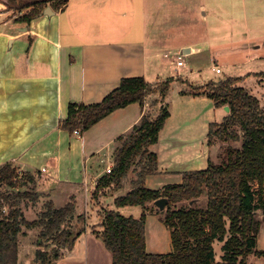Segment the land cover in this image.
<instances>
[{
  "label": "crops",
  "instance_id": "0c3cea01",
  "mask_svg": "<svg viewBox=\"0 0 264 264\" xmlns=\"http://www.w3.org/2000/svg\"><path fill=\"white\" fill-rule=\"evenodd\" d=\"M182 1L187 8H195L197 3L205 8L202 0ZM53 10L52 15L43 13L31 23L11 17L1 19L9 11L0 12V165L12 162L20 173H37L35 190L42 197L51 199L57 207L74 202L77 214L88 212L86 231L77 240L83 235L87 240H101L88 223L90 211L100 217L96 205L90 203V194L108 173V167H113L115 150L121 144L119 138L139 124L149 109L151 95L144 108L139 103L129 104L80 133H71L61 126L69 105L101 101L120 86L123 77L143 75L156 82L150 79V66L145 64L150 61L156 67L153 60L162 50L167 56L174 49H182L186 54H205L209 49L191 43L173 49L163 45L172 38L165 37V17L168 22L172 20L171 29L178 19L184 20L179 14V0H69L62 10ZM204 14L207 16V12ZM258 33L262 34V30ZM246 37L249 38L248 32ZM245 42L247 47L260 49L254 59L264 68V39ZM250 72L260 75L264 69ZM189 73L187 69L185 75L190 76ZM243 76V82L250 77L248 73ZM178 100L174 108L186 114L203 106L206 114L218 116L220 122L229 113L224 107L217 108L215 101L206 96L180 94ZM173 110L159 134V142L153 146L163 141ZM207 122L210 125L213 121ZM192 131L180 126L169 132L176 139V146L162 147L159 174L153 178L169 176L180 182L183 172L194 171L202 161L208 163L203 145L190 150L192 155H176L184 149V144L179 145L186 143L182 137L195 140ZM124 194L110 197L108 210L113 208L114 199ZM98 221L102 224V220Z\"/></svg>",
  "mask_w": 264,
  "mask_h": 264
},
{
  "label": "trees",
  "instance_id": "16d2710c",
  "mask_svg": "<svg viewBox=\"0 0 264 264\" xmlns=\"http://www.w3.org/2000/svg\"><path fill=\"white\" fill-rule=\"evenodd\" d=\"M0 2L9 9L26 10L18 20L31 23L48 6L62 10L69 0ZM244 78L226 76L205 86H194L192 91L181 90L183 95L211 98L217 108L229 105L230 111L222 122H211L207 133L210 146L216 140L227 144L222 160L215 163L209 159L206 169L183 172L180 182L160 189L146 185L148 176L159 173L158 154L151 147L159 142L171 114L167 106L162 105L156 116L144 112L140 123L119 138L114 165L99 179L95 194L109 188L123 189L124 179L139 166L131 188L117 196L114 204L142 206L143 212L135 217L114 208L104 210L102 229L93 228L112 253L113 264H249L251 254L264 258V249H257L264 217V107L249 89L238 85ZM175 79L179 77L153 83L143 75L123 77L120 86L99 102H72L61 126L71 133L87 131L129 104L139 103L144 108L151 94L159 93L165 99ZM36 184L37 173H20L12 162L0 165V264H20L19 238L24 227L40 229L35 264H56L86 231L85 226H77L84 216L77 214L74 202L57 207L47 199L38 218L29 220L22 205L41 200ZM161 197L169 201L160 221L170 230L172 251L159 254L147 250V217L155 211L160 214V210L149 208L147 203ZM202 197L206 198L204 204ZM217 240L225 242L222 261H217L215 253Z\"/></svg>",
  "mask_w": 264,
  "mask_h": 264
},
{
  "label": "rangeland",
  "instance_id": "374dc122",
  "mask_svg": "<svg viewBox=\"0 0 264 264\" xmlns=\"http://www.w3.org/2000/svg\"><path fill=\"white\" fill-rule=\"evenodd\" d=\"M202 2H204L205 5L204 9L199 7V3L195 4V8H192V6L187 8L184 6L185 3L182 5L181 3H183V1L179 0V14H181V18L184 16V20L183 18L181 21L178 19V22H174V24H176L174 29H171L173 27L172 20L168 22L167 17H165V32L168 30L167 33H165V37L167 39L172 36V38L171 40L164 41L163 45L167 48L172 47L173 49L175 46L191 43L199 45L207 50L209 49V51L205 54H186L182 49H174L171 54L166 56L165 51L162 50L159 52L160 54L157 58L153 60L156 67H153L150 61L147 62L145 67L150 66V79L156 81L154 83L171 77H179V79L174 80L165 99H162L159 93L151 94V96L149 95L150 97L148 96L151 104L147 112L156 116L160 112L162 105L167 106L170 111L174 109L173 118L169 121L167 133L162 137L163 141L157 146H152L151 151L157 153L158 156L160 154L162 156V147L167 149L173 146L175 147L176 139H173L174 137L169 135V132L181 126L184 130H193L192 137L194 133L196 141L189 137H182L181 139L186 143L181 142L179 145L182 146V144H184L183 150L185 151L178 150L176 155H192L193 152L190 150H194V147L199 149L201 145H203L204 154H207L208 158L212 159L213 162L218 163L225 154L224 151L227 144L223 141L216 140V142L210 146L208 144L207 134L209 129L207 121H217L219 120L218 116L206 114L203 111V106L192 108L193 110L191 109L192 112L189 114H186L182 109H176L174 107L175 104L178 103V99H180L182 89L192 91L194 86H205L209 81L217 82L221 79H225L226 76H243L246 73H248L250 77L245 79L244 82H239L238 85H247L246 88L260 99L264 107V75L250 72L264 69L260 68L261 65L257 64L254 59L260 49L256 50L253 47H247V45H244L246 42L243 43L244 40L247 41L248 39L252 42L264 39V0H202ZM164 6H167L165 1ZM0 10L9 11L3 14L1 19L11 17L14 21H17L18 18L26 12V10L16 11L15 9H9L3 2H0ZM204 12H207V16H205ZM261 30L262 34H259L258 32ZM246 32H248L249 38L246 37ZM212 53L214 56L211 55ZM261 53H264V49L261 50ZM179 55L182 56L184 61V65L182 66L178 65ZM218 67L222 70L219 73L216 71ZM187 69H190V73L188 74L190 76L185 75ZM180 72H182V74H180ZM181 139L180 137L178 138V140ZM202 141L203 144L201 143ZM235 145L240 144L237 143ZM206 161L200 162L195 168L197 170L206 169L208 166ZM133 168L131 173L124 179V189L115 191L113 188H109L96 194L95 190L91 192L90 203L93 202L94 205H96V209L99 210L100 215L98 218L93 216L96 212L93 211L94 208L92 207L93 212L90 211V221L88 222L90 223L91 230H93V228L98 230L102 228L98 220H102L101 216L104 210H108L109 206L107 202L110 197L121 192L126 194L127 190L131 188V181L137 177L139 166ZM153 177V175L150 176L146 184L153 189H160L166 184L178 182V179L170 178L169 176ZM45 199H47L45 196H41V200L36 204L29 203V206L22 205L25 215L29 220L38 218ZM200 200L203 204L206 203L205 197H202ZM92 205L93 204H90V206ZM113 205L112 207L114 209L126 216L133 214L135 217H139L143 212V207L139 206L127 205V208H123L115 204ZM147 205L149 208H157L154 201L148 202ZM87 213L88 212H84L83 219L81 218V220L79 219V221L76 222L77 226L81 227L87 225ZM158 218L161 219L160 214L156 213V211L148 215L147 250L159 254L170 253L172 251L170 230L166 223L160 221ZM262 222L257 249H264V217H262ZM39 233V228L29 229L24 227L23 233L19 238L20 264H35L34 255L38 248L37 238ZM91 239L92 238H89V241L85 238V235H83L80 240H77L74 248L72 250H67L65 255L61 257L56 264H113L111 259L113 257L112 253L107 251L104 242L96 238ZM224 243V241L221 242L219 240L214 243L217 261L223 260L222 257L224 253L222 251V246ZM248 263L264 264V258L256 257L254 254H251L248 256Z\"/></svg>",
  "mask_w": 264,
  "mask_h": 264
},
{
  "label": "water",
  "instance_id": "95a60500",
  "mask_svg": "<svg viewBox=\"0 0 264 264\" xmlns=\"http://www.w3.org/2000/svg\"><path fill=\"white\" fill-rule=\"evenodd\" d=\"M44 14L46 15H52V13H54V10L52 9V7L48 6L44 12ZM225 111L229 112L230 111V107L229 105L225 106ZM168 199L166 197H161L160 199H157L154 201V204H156V207L160 210V218L163 217L167 211V207L169 205L168 203Z\"/></svg>",
  "mask_w": 264,
  "mask_h": 264
},
{
  "label": "built area",
  "instance_id": "2783aa9c",
  "mask_svg": "<svg viewBox=\"0 0 264 264\" xmlns=\"http://www.w3.org/2000/svg\"><path fill=\"white\" fill-rule=\"evenodd\" d=\"M183 63H184L183 58H182L181 55H179L178 65L181 66V65H183ZM216 71L219 73V72H221V69L220 68H217ZM75 133H80V130H75ZM111 169H112V167L109 166L108 169H107V171L108 172H111ZM43 171H45V168H43Z\"/></svg>",
  "mask_w": 264,
  "mask_h": 264
}]
</instances>
